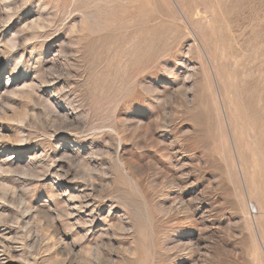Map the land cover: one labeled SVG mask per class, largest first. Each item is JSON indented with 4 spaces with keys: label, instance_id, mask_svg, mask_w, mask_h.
Returning <instances> with one entry per match:
<instances>
[{
    "label": "rangeland",
    "instance_id": "1",
    "mask_svg": "<svg viewBox=\"0 0 264 264\" xmlns=\"http://www.w3.org/2000/svg\"><path fill=\"white\" fill-rule=\"evenodd\" d=\"M0 264H264V0H0Z\"/></svg>",
    "mask_w": 264,
    "mask_h": 264
},
{
    "label": "bare ground",
    "instance_id": "2",
    "mask_svg": "<svg viewBox=\"0 0 264 264\" xmlns=\"http://www.w3.org/2000/svg\"><path fill=\"white\" fill-rule=\"evenodd\" d=\"M248 99H249V98H248ZM250 102H251V101H250ZM251 104H252V103H251ZM249 109H250V107H249ZM254 109H255V108H253V109H252V110H253V112H255V111H254ZM252 110H251V111L249 110V111H250V113L252 112ZM251 115H253V114L251 113ZM253 116H254V115H253Z\"/></svg>",
    "mask_w": 264,
    "mask_h": 264
}]
</instances>
